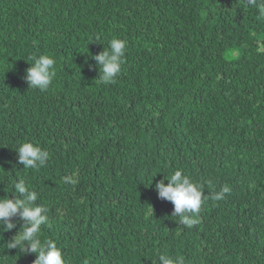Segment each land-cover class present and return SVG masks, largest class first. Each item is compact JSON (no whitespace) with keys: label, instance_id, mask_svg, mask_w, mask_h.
Instances as JSON below:
<instances>
[{"label":"trees","instance_id":"trees-1","mask_svg":"<svg viewBox=\"0 0 264 264\" xmlns=\"http://www.w3.org/2000/svg\"><path fill=\"white\" fill-rule=\"evenodd\" d=\"M248 0H0V198L37 193L66 264H264V18ZM127 42L114 83L93 57ZM55 58L49 88L28 86ZM49 153L26 169L16 149ZM202 185L191 228L155 184ZM152 181V182H151ZM223 187V199H214ZM190 218L194 214H188ZM0 227V264L25 221Z\"/></svg>","mask_w":264,"mask_h":264},{"label":"clouds","instance_id":"clouds-1","mask_svg":"<svg viewBox=\"0 0 264 264\" xmlns=\"http://www.w3.org/2000/svg\"><path fill=\"white\" fill-rule=\"evenodd\" d=\"M256 4V0H248ZM261 18H264V7L259 9ZM127 42L114 38L109 42V49L95 55L93 59L99 65V78L105 83H114L121 71L123 57ZM55 58L42 54L34 58V63L26 69L24 77L28 86L44 91L49 88L56 75ZM18 163L23 168L32 169L45 165L49 153L33 142H24L17 149ZM160 180L155 184L158 197L174 205L173 215L180 217L181 222L191 228L198 223V215L204 200V191L201 184L194 182L182 169H177L170 178ZM152 182V181H151ZM16 199L0 198V227L11 230L15 227L12 218L19 215L25 221L21 230L8 242V249H18L22 253L35 254L33 264H66L63 251L53 240L42 241L40 238L41 226L48 222V209L37 201V193L20 180L14 185ZM228 187H223L219 193L214 194V199H223L229 193ZM189 213L194 214L192 218ZM160 264H184L183 258H173L167 255L158 257Z\"/></svg>","mask_w":264,"mask_h":264}]
</instances>
